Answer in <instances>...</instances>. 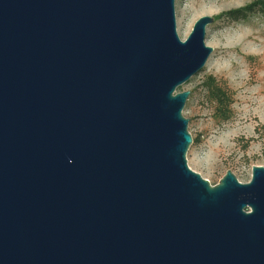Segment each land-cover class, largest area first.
<instances>
[{
	"label": "water",
	"instance_id": "water-1",
	"mask_svg": "<svg viewBox=\"0 0 264 264\" xmlns=\"http://www.w3.org/2000/svg\"><path fill=\"white\" fill-rule=\"evenodd\" d=\"M175 0H0V264H264V167H188L207 64Z\"/></svg>",
	"mask_w": 264,
	"mask_h": 264
},
{
	"label": "rangeland",
	"instance_id": "rangeland-1",
	"mask_svg": "<svg viewBox=\"0 0 264 264\" xmlns=\"http://www.w3.org/2000/svg\"><path fill=\"white\" fill-rule=\"evenodd\" d=\"M256 0H175L177 32L185 41L204 16L216 18ZM213 47L206 66L177 93L189 91L183 110L193 138L188 167L211 185L231 170L241 183L252 179V167H264V14L223 17L207 30ZM213 76L232 98L228 119L217 113L205 85Z\"/></svg>",
	"mask_w": 264,
	"mask_h": 264
},
{
	"label": "trees",
	"instance_id": "trees-1",
	"mask_svg": "<svg viewBox=\"0 0 264 264\" xmlns=\"http://www.w3.org/2000/svg\"><path fill=\"white\" fill-rule=\"evenodd\" d=\"M256 10L264 14V0H256L244 8L226 12L222 15L217 16L215 19L220 20L223 17L238 18ZM205 85L208 89L210 99L217 103V113L222 118L228 119L231 114L232 98L222 87L217 84V81L213 76L208 77L207 81L205 82Z\"/></svg>",
	"mask_w": 264,
	"mask_h": 264
}]
</instances>
